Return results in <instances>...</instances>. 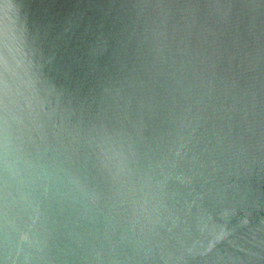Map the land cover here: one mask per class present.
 <instances>
[{
  "label": "water",
  "instance_id": "water-1",
  "mask_svg": "<svg viewBox=\"0 0 264 264\" xmlns=\"http://www.w3.org/2000/svg\"><path fill=\"white\" fill-rule=\"evenodd\" d=\"M0 264H264V0H0Z\"/></svg>",
  "mask_w": 264,
  "mask_h": 264
}]
</instances>
